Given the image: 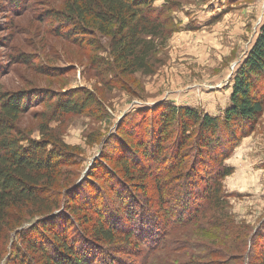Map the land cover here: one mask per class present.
<instances>
[{
  "label": "trees",
  "instance_id": "16d2710c",
  "mask_svg": "<svg viewBox=\"0 0 264 264\" xmlns=\"http://www.w3.org/2000/svg\"><path fill=\"white\" fill-rule=\"evenodd\" d=\"M24 1L16 0V4ZM61 1L64 8L52 18L59 26L71 29L59 36L91 52H105L107 56L93 57V65L109 74L118 70L122 76L146 71L154 44L145 38L163 28L161 13L172 10L166 5L155 7L158 0ZM98 38L106 39L107 46ZM263 77L264 19L251 51L233 78L229 106L221 118L167 105L152 118L144 141L137 142L126 133L123 138L119 136L129 158L117 160L114 167L120 174L114 171L117 176L110 181L101 177L111 189L116 207L100 196L94 202L80 197L73 201L69 187L75 188V182L65 188L69 201L65 205L52 188L60 167L68 163L70 155L63 153L66 146L61 152L52 143L11 134V126L31 108L35 97L0 92V264H127L113 258L110 249L119 235L123 242L132 240L138 248V264H162L168 259L174 260L172 264H219L211 246L182 239L193 241L192 234L197 233L207 242H226L229 250H237V229L245 228L235 226L227 213L229 196L222 183L234 169L224 163L241 139L253 131L263 112L264 96L258 95ZM59 98L52 112L55 121L101 107L91 93ZM100 161L110 162L107 158ZM133 175L152 182L157 194L154 205L144 202L139 192L137 197L132 185L127 189L125 184L134 182ZM87 180L94 188L98 178L89 176ZM138 188L143 191L142 185ZM97 190L100 192L101 187ZM28 206L39 218L27 228L18 226L19 230L4 234L8 218L16 221V209ZM12 233L14 239L10 238ZM173 233L183 242L167 241ZM255 237L256 233L250 236L252 243ZM175 243L184 249L174 248ZM257 251L264 264V245ZM162 252L166 253L160 259ZM245 254L248 261L255 259L251 251Z\"/></svg>",
  "mask_w": 264,
  "mask_h": 264
},
{
  "label": "rangeland",
  "instance_id": "374dc122",
  "mask_svg": "<svg viewBox=\"0 0 264 264\" xmlns=\"http://www.w3.org/2000/svg\"><path fill=\"white\" fill-rule=\"evenodd\" d=\"M154 5L172 10L161 13L163 28L145 38L154 44L148 67L145 72L122 76L117 69L116 74H109L93 65V57L107 56L105 52H91L59 36L71 29L59 26L52 18L64 8L61 0H25L20 5L16 0H0V92L35 97L31 108L11 126V134L52 143L61 152L66 146L63 153L70 155L69 160L60 167L52 188L65 205L69 204L65 188H70L73 201L80 197L94 202L100 196L116 207V199L101 177L110 181L117 176L114 171L120 174L114 167L117 160L129 158L119 136L123 138L126 133L137 142L144 141L152 118L164 106L188 107L221 118L229 106L233 78L251 51L264 19V0H158ZM98 40L107 46L106 39ZM259 84L258 95L262 97L264 77ZM84 92L96 97L101 105L98 110L93 107L91 113L70 114L58 121L52 118L57 98ZM100 158L110 162L104 164ZM224 164L234 169L222 183L229 196L227 213L235 226L245 228L237 229V250H229L226 242H207L197 233L192 234L193 241L182 240L211 246L219 264H263L257 247L264 245V106L253 131L241 139ZM137 166L141 169L142 164ZM89 176L98 178L94 188L88 184ZM133 177L134 182L124 183L127 189L132 185L137 197L139 192L144 202L154 205L157 194L152 182L141 175ZM74 182L76 189L67 187ZM97 187H101L100 192ZM34 212L31 206L16 209L17 220L8 218L4 234L34 223L39 218ZM253 233L254 243L250 239ZM10 238L14 239V233ZM166 240L183 242L174 233ZM132 242L126 244L122 235L117 236L110 246L113 258L138 264V248ZM175 245L184 249L180 243ZM249 250L255 257L251 261L245 257ZM172 260L162 264H172Z\"/></svg>",
  "mask_w": 264,
  "mask_h": 264
}]
</instances>
